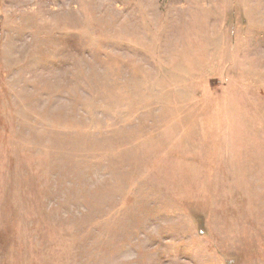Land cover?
I'll list each match as a JSON object with an SVG mask.
<instances>
[{"label":"rangeland","instance_id":"374dc122","mask_svg":"<svg viewBox=\"0 0 264 264\" xmlns=\"http://www.w3.org/2000/svg\"><path fill=\"white\" fill-rule=\"evenodd\" d=\"M0 264H264V0H0Z\"/></svg>","mask_w":264,"mask_h":264}]
</instances>
